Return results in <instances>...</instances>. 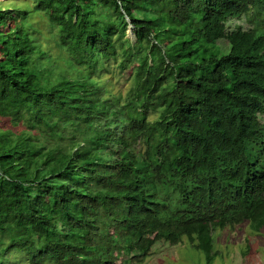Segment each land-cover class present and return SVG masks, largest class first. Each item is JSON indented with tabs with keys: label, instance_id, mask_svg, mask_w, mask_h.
<instances>
[{
	"label": "trees",
	"instance_id": "16d2710c",
	"mask_svg": "<svg viewBox=\"0 0 264 264\" xmlns=\"http://www.w3.org/2000/svg\"><path fill=\"white\" fill-rule=\"evenodd\" d=\"M28 3L0 7V264L184 237L211 264L215 230L264 228V0Z\"/></svg>",
	"mask_w": 264,
	"mask_h": 264
},
{
	"label": "rangeland",
	"instance_id": "374dc122",
	"mask_svg": "<svg viewBox=\"0 0 264 264\" xmlns=\"http://www.w3.org/2000/svg\"><path fill=\"white\" fill-rule=\"evenodd\" d=\"M28 1L0 0V7L12 8L14 5L23 8L29 7ZM39 16L37 13L33 14L32 22L36 28L44 29L43 34L46 37V42L49 39L47 29H45L46 22L42 21ZM132 31L128 30V36L135 40ZM219 44L225 50L228 48L225 40H221ZM48 48H51L52 54L59 59V50L53 49L54 46L50 43ZM113 83V89L117 91L120 86L116 85L115 80ZM6 130L20 131L21 127H13L8 119L0 117V133ZM213 235L215 238L213 252H216V255L211 264H264V228L256 232L251 228L250 221L245 220L235 227L218 228ZM135 264H208V261L206 252L197 248L187 237H184L183 241L178 244H170L164 240L158 241L151 253L142 262H135Z\"/></svg>",
	"mask_w": 264,
	"mask_h": 264
},
{
	"label": "water",
	"instance_id": "95a60500",
	"mask_svg": "<svg viewBox=\"0 0 264 264\" xmlns=\"http://www.w3.org/2000/svg\"><path fill=\"white\" fill-rule=\"evenodd\" d=\"M128 21H130V20H128ZM129 30H131V31H132V27H131V26L129 27ZM132 33H133V31H132Z\"/></svg>",
	"mask_w": 264,
	"mask_h": 264
}]
</instances>
